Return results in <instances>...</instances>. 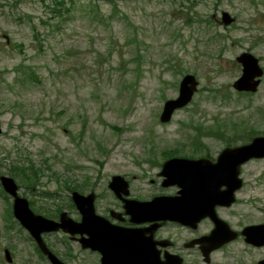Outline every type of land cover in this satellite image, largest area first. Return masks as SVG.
<instances>
[{
  "label": "rangeland",
  "instance_id": "obj_1",
  "mask_svg": "<svg viewBox=\"0 0 264 264\" xmlns=\"http://www.w3.org/2000/svg\"><path fill=\"white\" fill-rule=\"evenodd\" d=\"M64 2L69 12L57 15L52 0H0V176L11 177L35 209L61 208L77 219L71 188L98 193L95 210L103 212L113 205L107 185L114 175L129 180L134 196H148L169 157L215 160L225 147L264 136V75L254 94L233 88L239 54L251 53L264 70V0ZM222 13L232 23L223 25ZM187 74L198 83L190 103L160 123ZM30 166L37 181L12 171ZM240 176L245 185L230 220L262 223L264 159L246 162ZM3 198L0 187V247L17 232H5ZM66 236L52 237L63 263L99 264V254ZM243 247L214 253L212 263L264 258V248L252 260ZM193 261L200 258L186 257Z\"/></svg>",
  "mask_w": 264,
  "mask_h": 264
},
{
  "label": "water",
  "instance_id": "obj_2",
  "mask_svg": "<svg viewBox=\"0 0 264 264\" xmlns=\"http://www.w3.org/2000/svg\"><path fill=\"white\" fill-rule=\"evenodd\" d=\"M221 20L223 25L233 21L227 13H222ZM236 60L242 66V73L233 83L234 89L239 92H255L263 74L257 59L249 53H243ZM197 85L194 76H184L179 85L177 98L165 102L160 122H168L175 110L186 106L191 101ZM253 158H264V137H255L247 145L223 149L215 163L206 158L169 159L163 163L160 172V176L164 178L162 186L176 185L179 187V196L157 197L147 203L124 200L125 213L133 223L144 222L153 216L154 220L195 225L203 218H212L215 227L208 236L199 241L207 261L212 250L237 237L225 222L217 219L214 207L230 206L234 202V192L242 186V180L239 178L240 166ZM0 182L4 190L14 197V216L36 240L51 264L63 263L47 250L40 239V234L58 229L72 236L78 233L82 248L100 253V264H162L157 261L156 252L148 245L141 230L115 226L94 214L93 193L84 196L73 192L71 195L82 215L80 222H73L63 212L59 223H55L34 215L29 210L27 202L16 196L17 187L12 179L3 176ZM108 187L117 198H123V195L128 194V183L121 176H113ZM222 187L224 190H221ZM241 234L247 243L255 246L264 245V225L245 227ZM180 263L179 259L173 262L170 260L166 264ZM258 264H264V260Z\"/></svg>",
  "mask_w": 264,
  "mask_h": 264
},
{
  "label": "flooded vegetation",
  "instance_id": "obj_3",
  "mask_svg": "<svg viewBox=\"0 0 264 264\" xmlns=\"http://www.w3.org/2000/svg\"><path fill=\"white\" fill-rule=\"evenodd\" d=\"M210 159V158H208ZM212 162L215 160L210 159ZM241 175V174H240ZM160 178V183L157 187V190H154L151 194L148 196H134L133 190L130 186V182L128 181V194L125 196L123 195V198H117L111 191V198L113 201V205L111 208H105L103 212H96L95 206H94V214L100 217H103L106 219L108 222L115 226H119L122 228H128V229H139L141 230V234L144 238H146L148 245L152 248L154 252H156V258L157 261H160L162 264H166L168 261H174V260H181L180 264H187L186 263V257L188 255H192L195 258H200V261H193L191 262L192 264H213L212 263V255L218 251L224 250L228 246L240 242L244 247V250H246V253L250 254V259L253 257L252 254L254 250L258 249H263L264 245L262 246H255L254 244L251 243H246L245 242V237L241 234L243 229L245 227H250V226H256L259 224H264V222H259V223H252V224H244L240 225L236 223V225H233L230 218H233L236 214L231 212L230 209L232 206H234L237 203V193L241 191L245 185L243 178L242 179V187L235 193V202L231 206H216L215 207V214L219 219L224 221L228 227L236 232L238 234L237 238L233 241L227 242L226 244L222 245L220 248H217L215 250H212L209 255H208V260L206 261V258L203 255L202 252V245L199 242L201 239L204 237L208 236L212 229L214 228V221L211 218H204L200 220L198 223L195 225H183L179 222H174L170 220H154V218L149 217L147 218L146 221L141 222V223H133L130 222L129 216L125 213L124 209V200L125 201H136L139 203H147L152 201L154 198L157 197H177L179 196L178 194V189L177 186H168V187H163L162 186V177L160 175H157ZM152 182V181H151ZM167 188H172L173 192L172 193H162L161 191L163 189ZM221 190H224V187L221 188ZM93 192L95 197H94V204L95 201L98 199L99 194L95 193L93 190L90 191ZM5 198H3L4 204H7V210L4 213V216H2V221H5L6 226L4 225L5 232L15 229L17 231L14 233V231H11L12 235H5L6 243L3 246L0 247L1 255L0 256V264H17V259L20 257L21 253L26 254L25 257H22L23 261L19 262L18 264H51L49 258L47 255H45L41 250L36 242V240L30 235V233L23 228L20 223L14 218L12 213V206H13V199L4 193ZM71 207L76 209L77 211V219H72L67 211L63 210L66 212L67 216L74 222H79L80 221V211L78 207L72 202L70 199ZM27 203L32 210L34 214L43 216L44 218L50 219L54 222H57L60 218V214L63 212L61 208H56L53 213L47 214V209L43 208V211L40 212L39 210L34 208V205H37V202L35 201L34 203L32 201H28ZM9 219L13 220L12 223L9 222ZM207 223V225L210 227L209 230L207 231H202L203 224ZM154 227V228H152ZM178 230V231H176ZM66 236L68 234L63 233L61 230L57 232H42L40 234V239L45 245V247L48 249V251L55 256L56 259L61 261L59 258L56 249L58 247V244L54 241V236ZM67 237V236H66ZM70 241L76 243L79 248L82 251L88 250L91 253H97L99 254L98 251L91 250V249H84L82 248L79 239L80 235L76 233L74 236H69L68 238ZM145 241V240H144ZM142 242V241H141ZM24 243H27L28 245H23ZM59 243V242H58ZM31 248V249H30ZM247 248V249H246ZM31 251V252H28ZM190 252V253H189ZM232 254V253H231ZM100 256V254H99ZM239 257V252L237 251V254L234 253L232 259H236ZM101 258V256H100ZM100 258H99V264H100ZM241 260L244 259V257H240ZM35 260V261H32ZM252 260H254L252 258ZM264 260V258H261L256 261L255 264H258ZM62 262V261H61ZM201 262V263H200ZM216 264H222V263H216ZM235 264H246L243 261H240L237 259ZM251 264H254L253 261Z\"/></svg>",
  "mask_w": 264,
  "mask_h": 264
},
{
  "label": "trees",
  "instance_id": "obj_4",
  "mask_svg": "<svg viewBox=\"0 0 264 264\" xmlns=\"http://www.w3.org/2000/svg\"><path fill=\"white\" fill-rule=\"evenodd\" d=\"M52 1L54 2L55 6H60V8H55L53 10L55 13H57V15H60L62 12H69V8L64 7L65 6L64 0H52ZM36 39L38 40V36L37 35H36ZM32 74L33 73H31V75ZM33 77H35L34 74H33ZM23 173H24V171H23ZM32 173L34 174L33 177H35L37 175V173H36L34 168H33V172ZM69 190H71V188ZM49 196H51V195H49Z\"/></svg>",
  "mask_w": 264,
  "mask_h": 264
}]
</instances>
